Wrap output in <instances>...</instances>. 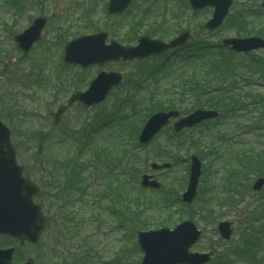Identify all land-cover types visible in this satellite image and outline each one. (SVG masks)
Instances as JSON below:
<instances>
[{
    "label": "rangeland",
    "instance_id": "rangeland-1",
    "mask_svg": "<svg viewBox=\"0 0 264 264\" xmlns=\"http://www.w3.org/2000/svg\"><path fill=\"white\" fill-rule=\"evenodd\" d=\"M19 1L22 4L20 9H14L11 5L15 4V1L0 0V120L11 131V142L23 173L40 186L41 193L34 201L42 203L44 212L52 215L49 210L55 207L52 206L53 201L51 203L53 194L64 199L66 193L63 190L66 188V182L55 181L59 189L54 191L39 170L46 167L44 172L47 171L52 159L59 163L76 149L73 150V146L69 147L70 139L57 144L53 142V138L77 126L80 127L83 121L92 122L93 117H96V122L108 117L113 123L103 125L104 127H100L97 133L92 134L91 143L101 144L110 152H114V147L130 150L131 155L139 152L135 162L139 166H142L143 161L147 162L145 173L152 174L161 185L159 190L155 191L156 194L149 189L142 193L155 201L158 208L149 201L141 202L138 204V214L134 210L137 206L134 196L137 195L139 180L138 183L131 181L132 189L129 191L128 199L130 198L133 209L127 214L128 219L121 223L117 215L119 212L110 208L111 198L99 196L103 195L104 191L106 193V183L115 173L109 174L108 171H104L103 162L99 165L101 170L98 176H94L96 172H93L97 164L87 168L83 174L87 178L83 181L87 182L86 193L83 198L77 196L79 200L75 198L76 202L72 205L77 224L68 229L67 240L59 239L61 229L58 221L42 234L40 239L42 246L34 248L17 246L13 254L14 262L31 257L42 264H138L141 253L135 249L134 242L141 225L138 228L137 219L147 220L149 223L147 229H154L157 228L154 226L156 219L173 213L171 220H177L181 218L178 216L180 212L185 219L192 220L202 231V237L191 250L206 252L212 249L214 256L206 264H223L230 259L233 251L237 250L240 230L245 227V222L253 224L254 229L259 225L264 229V184L260 190H252L253 182L264 174V76L261 72L254 71L251 65L254 60L264 59V50L251 51L245 55L231 54L230 49L221 46L223 38L235 37L238 34V27L233 25L234 18L243 19L244 25L248 23L247 28L252 29L248 34L260 32L264 38V9L261 6L263 0H233L223 25L212 34L203 28L212 10L205 8L192 14L190 9L183 8L181 0H133L124 15L109 18L105 9L107 0ZM244 11H249L250 14L246 20L243 16ZM171 12H177L179 18L171 16ZM162 13L165 15L161 16ZM39 15L47 18L41 39L29 53L23 55L17 49L12 36L25 29L32 19ZM121 21V26H118ZM183 28H188L191 33L183 53H187L188 50L194 52V46L204 42L213 53V58L223 55L226 59L223 63L234 68L230 72L235 71L234 75L223 85L230 91L229 94L235 101L233 107L219 109L221 113L219 117L195 128L183 130L175 138L176 142L178 140L181 143L177 142L180 146L176 147L174 143L170 149L173 155L178 153L176 162L167 170L152 171L149 164L156 155L157 147L163 151L165 145L162 143H165L169 136L172 137L173 131L168 128L156 135L150 145L133 149V137L130 132L133 125L129 123L134 121L137 127L145 119L144 112H147L145 107H148L153 98L158 101L170 99L176 103L178 93L181 92L179 79L177 80L174 75H168L151 85L150 81H146L141 86L143 88L141 94L135 95L139 97L141 95L140 100H137L138 105L130 111L129 108H125L128 105L124 102V97L128 99L132 96L131 92L127 91L133 87L132 78L136 70L132 69H135L136 63L109 62L103 67L93 66L84 70L79 67H61L59 63L62 61V43L70 38L100 30L107 31L110 39L125 44H134L137 37L143 34L167 41ZM240 34L238 36H245L242 32ZM181 52L182 50L179 53ZM162 60L161 56L152 57L139 65L146 67ZM170 60L174 58L170 57ZM10 64H15L13 67L18 76L10 75ZM37 64L41 70L43 68L42 74L35 68ZM176 65H179V61H176ZM183 66L180 64V67ZM100 69L120 71L124 75L125 85L121 89L118 87L113 90L104 102L97 106L81 109L73 105L63 114L59 124L53 127L51 113L59 104L66 102L74 88L72 83L80 84L79 89L83 90ZM31 71L38 72V75L31 76ZM183 71L185 68L177 73ZM54 73L57 74V78L59 76L58 81ZM210 77L211 74L208 78ZM180 98L183 102L180 106L186 108L189 105L191 107L194 101V97L189 94ZM129 113L130 117L121 119L123 115ZM132 116L135 118L131 119ZM189 146L190 151L187 150ZM240 153L244 154L243 158H239ZM191 154L197 155L201 160V175L196 197L190 208L183 210L180 194L187 183ZM86 158L87 154L78 160L79 162L83 160L84 163ZM124 178L128 177L124 175L121 180ZM232 180L234 183L230 194L233 202L219 207L217 202L232 188H230ZM227 183L231 185L227 186ZM174 193H177V196L174 195L172 198ZM204 200L209 201L213 208L210 217L201 216L203 211L200 210ZM213 212H216L214 217ZM193 214L195 218H189ZM55 217L58 218L57 214ZM223 220L232 224L229 242L224 241L216 229L217 224ZM180 221L177 220L174 225ZM262 237L264 240V232ZM59 242L62 243L58 244ZM48 245L51 247L48 248ZM257 255L256 259L259 260L253 264H264V244L259 248ZM244 264L252 263L244 259Z\"/></svg>",
    "mask_w": 264,
    "mask_h": 264
},
{
    "label": "water",
    "instance_id": "water-1",
    "mask_svg": "<svg viewBox=\"0 0 264 264\" xmlns=\"http://www.w3.org/2000/svg\"><path fill=\"white\" fill-rule=\"evenodd\" d=\"M131 0H109L107 11L109 14L123 12ZM194 10L212 7V17L204 27L214 30L222 23L232 0H188ZM264 7V1L262 3ZM46 19L37 17L31 25L14 36L17 47L22 52H28L40 38L41 30ZM107 34L97 32L83 35L68 41L64 47L63 60L69 65L87 68L97 64L103 66L110 61H129L143 59L157 55L167 49L183 45L189 37L184 31L169 42L151 39L148 36L138 38L135 46H122L116 41L105 43ZM236 52H249L264 49V40L259 37L229 38L222 42ZM122 75L116 71L100 70L89 82L84 91L72 93L65 104L59 105L51 116L53 126H56L62 114L74 103L78 102L86 107L101 103L108 92L117 87ZM218 115L215 110L197 109L188 115L177 119L173 123L174 131L178 132L186 127H193L202 121L212 119ZM178 111H161L152 114L142 126L138 141L141 145L150 142L153 136L165 125L170 118H177ZM169 163H152L153 170L168 168ZM200 160L190 157L189 178L181 201L191 203L196 195V188L200 176ZM141 186L158 188L159 183L151 175L141 177ZM264 184V178H258L252 185L253 190H259ZM39 192L37 185L29 177L22 175V166L16 161L15 150L10 140V129L0 121V234L14 237L23 243L25 240L36 243L39 235L48 227L49 219L41 211V203H35L33 196ZM222 238L228 240L231 235L230 223L222 221L217 226ZM200 231L190 220H184L172 229L161 227L158 229L138 231L137 244L143 252L140 264H204L209 261L211 252H191V246L199 239ZM13 248L0 249V264L11 263ZM24 264H32L29 260Z\"/></svg>",
    "mask_w": 264,
    "mask_h": 264
},
{
    "label": "trees",
    "instance_id": "trees-1",
    "mask_svg": "<svg viewBox=\"0 0 264 264\" xmlns=\"http://www.w3.org/2000/svg\"><path fill=\"white\" fill-rule=\"evenodd\" d=\"M183 8H187V2L186 0H183ZM246 12V11H244ZM244 14V18H245ZM233 25L238 27L237 28V35H241L240 32L244 35V32L247 34L251 32V28H247L248 24L243 23V19L241 18H234L233 19ZM255 35H261L260 32H253ZM194 52L187 51V53H184L183 55V61L185 62V66L189 67L188 69H185V71L181 72L180 74H177V71H180L179 68L176 67L174 64H170L168 60H162L159 62H155L151 64L150 66L143 67L139 65L140 63H143L144 61H138V62H130V63H136L135 73L133 74L132 83L133 87L129 89L127 92H131L132 96L126 99L124 97V102L127 103L130 111H132L133 108H136L138 105L137 100H140L139 95L135 96L137 93H140L143 91V83L145 84L146 81H150L151 83L158 82V80H161L162 78L168 76V75H179L176 77V79L181 82V92L179 94L178 101L176 103H173L172 100L167 101H158L157 99L153 98L151 99L150 103H148V107H145L146 113L144 112L145 116L144 118H147L149 114L155 111L159 110H167V109H175L178 108L182 111H186L199 107H208V108H215L217 110H221L223 108H226V106H232V101H235L234 97L231 96L229 93L230 91L225 88L223 85L225 81H228L229 78H231L234 75L233 71L230 73L234 68H230L227 64L223 63L226 61L224 58L225 56H222V59H218L216 61L215 57L213 58V53L211 50L204 44V42L196 44L194 46ZM206 50V52H205ZM212 54V55H211ZM233 54V53H231ZM211 55V56H210ZM129 63V64H130ZM15 65V64H14ZM13 64H10L11 70L9 71L10 75L18 76L17 73L14 70ZM61 67L67 68L62 62L59 63ZM251 65L254 67V71H257V73L261 72L264 76V59H258L254 60ZM131 70V71H132ZM259 71V72H258ZM42 74V71H39ZM221 72V73H220ZM217 75H216V74ZM209 74H211V77L208 78ZM30 75H38V72H30ZM57 78V74H54ZM202 76H204V79H202ZM182 78V81H181ZM59 80V76L56 81ZM125 85V79L123 80L122 84L119 86V89H121ZM72 86L74 87V90L79 89L80 84L72 83ZM148 87V86H147ZM189 94L192 97H194V101L186 108L185 106L181 105L183 102L180 98L183 97V95ZM125 95V92L123 93V96ZM136 97V100H134ZM228 100H231V102H227ZM122 103V105L124 104ZM203 104H201V103ZM129 103V104H128ZM142 104H144V101H142ZM179 104V106H177ZM81 108V107H80ZM82 109V108H81ZM137 115V114H136ZM130 114L123 115L121 119L125 120L128 117H130ZM127 117V118H126ZM96 117H93V121L88 123L83 121L80 127H76L72 129L71 131L65 132L61 135L56 136V138H53V142L60 144L66 142V139H70L71 143H69V147L73 146L74 152L70 153V156L72 157H79L83 158L85 154H87V158L85 161V164L88 165V168H91L92 166H95L96 168L93 169V172H96V175L98 176L100 173L99 164L101 162L104 163V171H108L109 174L114 172L115 174L112 176V178L108 179L106 183V193L103 192V195L99 196H106L107 198H111V204L110 208L116 209V212L118 215V218L120 219L119 222L122 223L123 220H127V214L130 212L132 208V204L130 201V198L128 199L129 191L132 189L131 181H134L135 183L138 182L139 176L143 173L144 168L147 166V162H142V166L137 165L135 162V158L139 157V152H135L134 155H131L130 150L125 149H118L113 148L114 152H110L105 147H98L96 144L91 143L90 136L94 133H97V130L100 127H104L103 125H107L108 123H112L113 121L106 117L98 122H96ZM135 118V116H132L131 119ZM144 120V119H143ZM143 120L141 123H143ZM141 123L136 127V123L134 124V121H130L129 125H133L130 128V132L132 133V137L135 138V134H137ZM122 131L123 129H119ZM179 135L173 134L172 137L169 136L168 142L166 141L164 143L163 151H160L159 147H157V151H155L156 155L155 157H152L151 160L156 159L157 161L160 160H170L172 162H176V156L177 152L173 155L172 151L170 150L172 148V144L175 143L176 147L180 146V142L176 139ZM45 138V137H43ZM74 140V141H72ZM135 141V140H134ZM163 144V143H162ZM139 145L137 143H133V149H139ZM70 149V148H69ZM190 151V146L187 149ZM186 151V154L188 153ZM65 165L72 166L71 168H64L63 169V175L61 176L60 182L62 181L66 182V188L63 190V192L66 193V195L63 197H58L57 194H53L51 203L53 201V209L49 210L50 213H52L51 218L54 223H59V228L61 229V235L66 236L67 231L70 227H75L74 225L77 224V220L75 218L74 213L72 212V205L74 204L76 200H79V197L85 195L86 193V184H82L85 180L84 175L82 174V168H79V172L77 173V165H79L78 161H65ZM146 164V165H145ZM126 168L127 171H126ZM127 172V173H126ZM50 173V172H49ZM126 175L128 178H124V180H121L122 176L124 177ZM50 175H48L49 177ZM107 177V176H106ZM48 179V178H46ZM127 180V181H126ZM82 182V183H81ZM114 182V183H113ZM234 182V181H233ZM127 183L130 185H127ZM114 184V185H113ZM85 186V187H84ZM59 188H53L52 190L56 191ZM233 190V189H231ZM60 191V190H59ZM78 191V192H77ZM144 190L137 187V195L134 196L136 199L137 206L134 208V210L137 211L139 214L138 204L139 203H153L157 206L158 204L155 203V201H152V199L148 198L147 196L143 195ZM161 191V190H160ZM78 193V194H77ZM155 193V191H153ZM109 194L111 196H109ZM156 194V193H155ZM174 195L177 196V193H174L172 198H174ZM79 196V197H77ZM81 198V199H82ZM163 199L165 200V197L163 195ZM220 201L217 202V205L219 207H222L224 205H228L229 203L233 202L231 199V194L229 191L226 192L225 196H222V199H219ZM50 201V199H49ZM166 202V201H165ZM164 202V203H165ZM174 202V201H173ZM163 203V204H164ZM162 204V205H163ZM165 206V204L163 205ZM183 210L185 208H190V205L181 204ZM212 206L211 203L206 202L205 200L202 202V209L200 211H203V214L201 215L203 218L210 217L212 215ZM54 212V213H53ZM57 214L58 218L56 219L55 215ZM179 217L177 220H182L184 218V215L182 213H178ZM216 212H213V217L215 216ZM173 216V213H169L164 218H159L154 221L155 227H161V226H171L173 225L177 220H171V217ZM189 218H195L194 214L190 216ZM138 221V228L141 225V229L147 228L149 226V223L147 220H141L140 218L137 219ZM245 227L243 226L240 230V241L237 247L236 251H233L232 256H230V259H227L226 262L223 264H244V259H246L247 262L254 263L256 259L258 258L257 252L259 248H261L264 244V240L262 237V233L264 232V229L261 225L255 226L257 228H252L253 224H250V222L244 223ZM11 244V239L7 237H1L0 245L6 246ZM135 249H137L136 244H134Z\"/></svg>",
    "mask_w": 264,
    "mask_h": 264
},
{
    "label": "flooded vegetation",
    "instance_id": "flooded-vegetation-1",
    "mask_svg": "<svg viewBox=\"0 0 264 264\" xmlns=\"http://www.w3.org/2000/svg\"><path fill=\"white\" fill-rule=\"evenodd\" d=\"M59 166V165H58ZM46 167H43V168H41L43 171H44V169H45ZM52 168H55L54 166H52ZM50 174H54L53 172L52 173H50ZM51 185H54L55 183H53V182H51L50 183ZM40 239H41V237H40ZM23 245H25L24 247H37L38 245L39 246H42V244H40V240H39V242L36 244V245H32V244H29V243H24ZM48 248H50L51 247V245H48L47 246ZM33 259V261H34V263L35 264H42V262H39V261H35V259L34 258H32Z\"/></svg>",
    "mask_w": 264,
    "mask_h": 264
}]
</instances>
